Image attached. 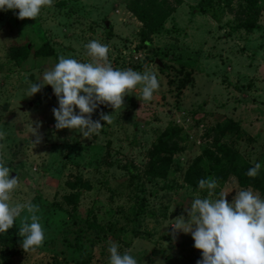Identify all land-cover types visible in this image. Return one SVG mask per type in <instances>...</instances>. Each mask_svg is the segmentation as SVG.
<instances>
[{
  "label": "rangeland",
  "instance_id": "1",
  "mask_svg": "<svg viewBox=\"0 0 264 264\" xmlns=\"http://www.w3.org/2000/svg\"><path fill=\"white\" fill-rule=\"evenodd\" d=\"M168 1L174 10L149 45L127 0H54L36 19L0 10V131L8 134L0 158L13 170L10 178L19 176L11 203L39 205L45 231L43 245L25 252L22 212L15 254L4 256L1 246L0 264H109L108 241L139 264H196L201 250L191 234H170L194 198L225 192L231 202L245 189L264 198L256 177L243 186L236 175V166L255 163L264 173V0L256 10L242 0H209L206 12L201 0ZM243 21L253 28L239 26ZM91 40L109 46L114 69L143 72L147 64L160 87L151 101L139 99L137 85L123 109L100 105L93 120L114 111L112 123L101 121L100 134L89 139L55 129L51 85L25 93L60 55L89 62L84 45ZM31 120L42 122L43 141L35 146ZM173 127L179 144L168 173L151 177L152 145ZM201 178L217 179L211 197L199 189Z\"/></svg>",
  "mask_w": 264,
  "mask_h": 264
},
{
  "label": "clouds",
  "instance_id": "2",
  "mask_svg": "<svg viewBox=\"0 0 264 264\" xmlns=\"http://www.w3.org/2000/svg\"><path fill=\"white\" fill-rule=\"evenodd\" d=\"M54 0H0V10H16L18 19H36L44 7H53ZM89 62L60 55L58 63L43 73L42 81L30 83L25 96L32 97L41 92L45 85H51L58 100V107L51 109L55 117V129H70L82 137L99 135L104 125L112 123V113L125 107V96L142 85L140 100L151 101L154 91L160 87L157 74L147 64L143 72L133 68L114 69L109 61V46L97 40L84 45ZM83 93V94H81ZM100 105L114 109L111 114L103 111L99 119L93 120V113ZM76 109L79 111L77 112ZM33 124L36 126L33 127ZM41 121H30V134L35 137L33 145L43 141L39 129ZM7 132L0 131V141ZM5 145L0 144V148ZM261 169L255 163L246 175L255 178ZM13 170L0 158V233L13 227L21 213L18 235L23 237L21 247L25 252L35 250L45 242V231L41 224L40 206L30 200L11 203L12 193L20 186L19 176L10 178ZM199 189H207L208 197L218 187L215 178H201ZM228 193L221 192L218 199L197 196L190 207L185 208L187 218L182 214L171 224V235L175 239L179 232L191 234L194 247L201 250V259L196 264H264V198L250 189L236 190L229 202ZM30 221V222H29ZM120 245L108 241L109 264H139L129 252L121 254Z\"/></svg>",
  "mask_w": 264,
  "mask_h": 264
},
{
  "label": "trees",
  "instance_id": "3",
  "mask_svg": "<svg viewBox=\"0 0 264 264\" xmlns=\"http://www.w3.org/2000/svg\"><path fill=\"white\" fill-rule=\"evenodd\" d=\"M211 1V0H210ZM209 0H201L198 5V9L202 12H206L210 8ZM248 5L250 9H258L260 0H242ZM127 8L143 23L141 29V40L144 45L152 43L153 35L159 30L164 22L171 15L174 7L168 0H127ZM254 23L249 21H243L239 26L252 29ZM107 28L111 31V26L107 22ZM160 67L163 69V61L160 60ZM166 135L167 137H165ZM158 138L156 143L152 145L151 160L148 165V174L151 177H164L167 175L170 163L171 154L178 146V141L175 140L179 136L178 129L173 127V133L169 132V136L164 134ZM236 175L241 185L247 186L253 183V179H250L246 175L248 171L245 166H236ZM256 184L259 189L264 193V173L256 176ZM76 201L79 199V195L75 196ZM19 237L15 233V223L12 228L6 233H0V247L4 245V256L11 257L15 254L14 247L18 242Z\"/></svg>",
  "mask_w": 264,
  "mask_h": 264
},
{
  "label": "water",
  "instance_id": "4",
  "mask_svg": "<svg viewBox=\"0 0 264 264\" xmlns=\"http://www.w3.org/2000/svg\"><path fill=\"white\" fill-rule=\"evenodd\" d=\"M16 176V174L14 173L13 175H12V177H15Z\"/></svg>",
  "mask_w": 264,
  "mask_h": 264
}]
</instances>
